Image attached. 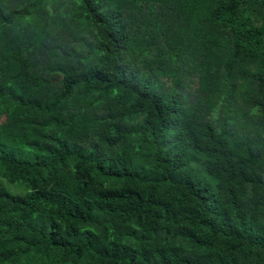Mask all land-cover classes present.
Segmentation results:
<instances>
[{
	"label": "trees",
	"instance_id": "1",
	"mask_svg": "<svg viewBox=\"0 0 264 264\" xmlns=\"http://www.w3.org/2000/svg\"><path fill=\"white\" fill-rule=\"evenodd\" d=\"M0 264H264V0H0Z\"/></svg>",
	"mask_w": 264,
	"mask_h": 264
},
{
	"label": "rangeland",
	"instance_id": "2",
	"mask_svg": "<svg viewBox=\"0 0 264 264\" xmlns=\"http://www.w3.org/2000/svg\"><path fill=\"white\" fill-rule=\"evenodd\" d=\"M9 189H11L12 188V186H10V187H8ZM12 190V189H11Z\"/></svg>",
	"mask_w": 264,
	"mask_h": 264
}]
</instances>
